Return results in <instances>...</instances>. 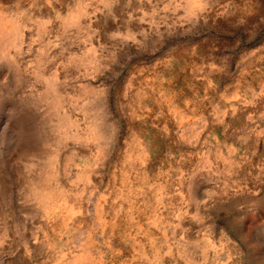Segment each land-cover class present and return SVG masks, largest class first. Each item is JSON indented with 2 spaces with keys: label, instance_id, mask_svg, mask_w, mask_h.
Returning <instances> with one entry per match:
<instances>
[{
  "label": "rangeland",
  "instance_id": "374dc122",
  "mask_svg": "<svg viewBox=\"0 0 264 264\" xmlns=\"http://www.w3.org/2000/svg\"><path fill=\"white\" fill-rule=\"evenodd\" d=\"M0 264H264V0H0Z\"/></svg>",
  "mask_w": 264,
  "mask_h": 264
}]
</instances>
